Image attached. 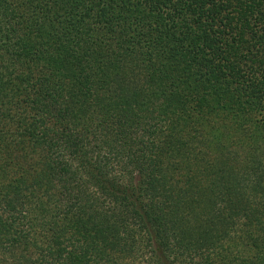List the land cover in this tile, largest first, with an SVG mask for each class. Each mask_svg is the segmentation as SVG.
Returning <instances> with one entry per match:
<instances>
[{
	"label": "trees",
	"instance_id": "trees-1",
	"mask_svg": "<svg viewBox=\"0 0 264 264\" xmlns=\"http://www.w3.org/2000/svg\"><path fill=\"white\" fill-rule=\"evenodd\" d=\"M0 264H264V0H0Z\"/></svg>",
	"mask_w": 264,
	"mask_h": 264
}]
</instances>
